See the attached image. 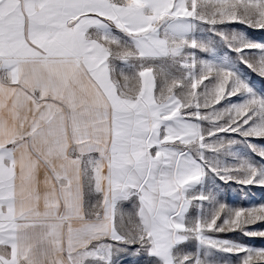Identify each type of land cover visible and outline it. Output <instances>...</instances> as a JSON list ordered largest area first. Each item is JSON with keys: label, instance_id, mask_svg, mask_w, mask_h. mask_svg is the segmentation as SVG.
Listing matches in <instances>:
<instances>
[{"label": "snow or ice", "instance_id": "6c2138e0", "mask_svg": "<svg viewBox=\"0 0 264 264\" xmlns=\"http://www.w3.org/2000/svg\"><path fill=\"white\" fill-rule=\"evenodd\" d=\"M0 264H264V0H0Z\"/></svg>", "mask_w": 264, "mask_h": 264}]
</instances>
